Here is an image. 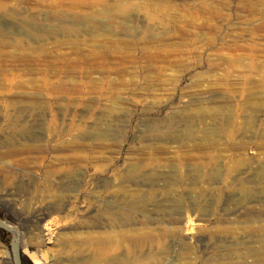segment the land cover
<instances>
[{
  "label": "rangeland",
  "instance_id": "374dc122",
  "mask_svg": "<svg viewBox=\"0 0 264 264\" xmlns=\"http://www.w3.org/2000/svg\"><path fill=\"white\" fill-rule=\"evenodd\" d=\"M0 215L5 264H264V0H0Z\"/></svg>",
  "mask_w": 264,
  "mask_h": 264
},
{
  "label": "trees",
  "instance_id": "16d2710c",
  "mask_svg": "<svg viewBox=\"0 0 264 264\" xmlns=\"http://www.w3.org/2000/svg\"><path fill=\"white\" fill-rule=\"evenodd\" d=\"M0 217H1V215H0ZM0 237L4 238L6 240H9L10 232L7 231L5 228L0 227ZM23 264H26V263H23ZM27 264H31V263L28 262Z\"/></svg>",
  "mask_w": 264,
  "mask_h": 264
},
{
  "label": "bare ground",
  "instance_id": "6f19581e",
  "mask_svg": "<svg viewBox=\"0 0 264 264\" xmlns=\"http://www.w3.org/2000/svg\"><path fill=\"white\" fill-rule=\"evenodd\" d=\"M135 238H137V237H135ZM135 238H132V241H133ZM138 238H139V237H138ZM125 258H126V257L124 256L123 259H125ZM0 262H1L2 264H5L6 261H5L4 258H1V259H0Z\"/></svg>",
  "mask_w": 264,
  "mask_h": 264
},
{
  "label": "water",
  "instance_id": "95a60500",
  "mask_svg": "<svg viewBox=\"0 0 264 264\" xmlns=\"http://www.w3.org/2000/svg\"><path fill=\"white\" fill-rule=\"evenodd\" d=\"M1 224V223H0ZM2 225V224H1Z\"/></svg>",
  "mask_w": 264,
  "mask_h": 264
}]
</instances>
